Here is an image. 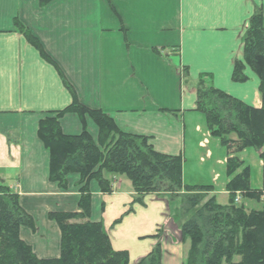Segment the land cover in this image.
I'll return each instance as SVG.
<instances>
[{
	"label": "crops",
	"instance_id": "1",
	"mask_svg": "<svg viewBox=\"0 0 264 264\" xmlns=\"http://www.w3.org/2000/svg\"><path fill=\"white\" fill-rule=\"evenodd\" d=\"M260 8L264 0H0V180L33 217L34 227L20 233L39 258L61 254V230L50 213L81 212L79 174H69L67 188L51 181L50 153L38 135L42 118L74 102L66 82L82 105L102 110L123 131L152 137L159 152L182 155L184 184L213 186L217 198L228 200V153L196 110V88L208 73L216 88L263 107L260 79L248 65L245 82L232 78L250 18ZM60 124L71 135L84 128L76 113ZM85 124L97 139L94 120L86 116ZM238 157L247 163L258 158L255 170L249 163L251 186L262 189L258 153L246 149ZM109 177L112 193L102 192L96 180L89 184V220L103 222L113 248L129 252V264L158 244L161 264H175L171 256L180 253L182 264L190 242L174 220L176 203L156 193L137 203L126 176Z\"/></svg>",
	"mask_w": 264,
	"mask_h": 264
},
{
	"label": "trees",
	"instance_id": "2",
	"mask_svg": "<svg viewBox=\"0 0 264 264\" xmlns=\"http://www.w3.org/2000/svg\"><path fill=\"white\" fill-rule=\"evenodd\" d=\"M17 28L46 60L54 63L36 36L19 23ZM243 43L244 57L234 62L233 81L248 79L244 72L248 65L260 79L264 102L262 8L250 18ZM211 80V74L200 75L196 110L204 115L210 134L220 139L228 153L226 204L218 202L213 186L184 184L182 155L159 152L152 137L123 131L102 110L82 105L66 82L74 102L42 118L38 135L50 153L51 181L67 188L69 174H79L81 212L50 213L61 230V254L58 258H39L20 233L23 226L34 227L33 217L21 206L18 193L0 180V264H129V252L113 248L103 222L89 220V184L96 180L102 192L112 193L111 175H124L130 180L137 203H143L144 196L151 193L172 202L180 200L174 220L180 225L183 240L190 242L184 264H264V105L250 106L216 88ZM67 113H76L84 120L81 133L63 132L60 118ZM86 116L98 127L97 139L86 127ZM246 149L255 150L263 161L262 189L252 188L251 167L238 157ZM237 192L242 196L240 204L236 202ZM246 200L257 201L262 207L248 210ZM161 234L160 230L156 237ZM161 256L158 244L136 264H161Z\"/></svg>",
	"mask_w": 264,
	"mask_h": 264
},
{
	"label": "rangeland",
	"instance_id": "3",
	"mask_svg": "<svg viewBox=\"0 0 264 264\" xmlns=\"http://www.w3.org/2000/svg\"><path fill=\"white\" fill-rule=\"evenodd\" d=\"M252 151H255V150H253V149H251ZM256 152V151H255ZM252 160V161H251ZM258 160V158L256 157V158H253V157H249V158H247V161H248V163H250L251 165H252V168L255 170L256 168L254 167V164H255V161H257ZM255 183V182H254ZM165 196V195H164ZM263 200V199H262ZM218 201L221 203V204H226L227 202H228V200H227V198H226V196H220L219 198H218ZM173 202H175L176 203V205L178 206V204L180 203V200L179 199H175V200H173ZM238 204H240L239 202H237ZM245 204H246V208L248 209V210H250V209H252V208H255V209H260L261 207H262V204L261 203H259V202H257V201H254V200H246L245 201ZM176 222V221H175ZM189 245V242H187V246ZM189 249V248H188ZM188 251V250H187ZM187 254V253H186ZM181 253L180 254H178V255H176L175 257L174 256H171V258H174V260H175V264H180V261H181ZM184 262H185V258H184V260H183V263L182 264H184ZM172 264V263H171Z\"/></svg>",
	"mask_w": 264,
	"mask_h": 264
}]
</instances>
